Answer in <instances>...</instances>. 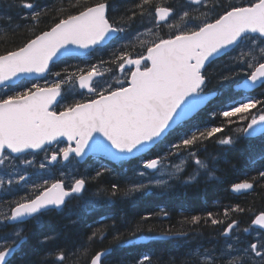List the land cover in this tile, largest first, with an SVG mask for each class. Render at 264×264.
I'll return each instance as SVG.
<instances>
[{
  "label": "snow or ice",
  "instance_id": "snow-or-ice-1",
  "mask_svg": "<svg viewBox=\"0 0 264 264\" xmlns=\"http://www.w3.org/2000/svg\"><path fill=\"white\" fill-rule=\"evenodd\" d=\"M12 2L26 11L16 23L10 16H0L8 21V32L24 36L22 42L0 52V231L4 233L0 264H67L70 258L104 264L110 255V247L90 251L97 237L106 238L103 223L78 246L57 245L39 261L23 250L32 235L23 227L28 220L38 221L50 211L64 212L68 198L81 197L90 181L113 172L101 165L94 176L73 175L67 187L62 179L39 183L32 179L50 172V165L79 163L89 156L118 163L135 159L136 179L127 186L113 182L110 188L100 189L98 194L107 193L111 201L153 188L169 191V180L188 186L201 174L216 178L224 153L205 155L208 142L215 138L231 149L242 138L264 136V97L251 95L221 103L208 111L212 123L184 131V125L208 104L206 88L212 78L224 84L240 76L237 88L245 92L264 88V0L240 4L226 0H67V8L40 0ZM47 20L51 22L40 28ZM132 33L134 39L114 48L108 60L79 67L67 65L64 59L79 56L80 50L96 51L114 37L125 39ZM232 52L236 55L230 56ZM222 57H229L228 63L213 77L208 68ZM57 62L65 67L53 71ZM231 125H236L234 135H218ZM173 132L174 139L170 138ZM40 153L42 160L37 159ZM259 159L264 160V155ZM256 186L264 188V170L232 183L230 191L247 193ZM245 211L240 204L225 208L227 223L212 212L185 218L192 225L226 226L216 245L189 250L181 264H264V212L242 227L243 221L230 214ZM66 215L65 228L71 229L79 215L71 208ZM162 215L168 212L162 210ZM110 219L112 242L130 245L151 214L135 223L121 217ZM187 235L171 229L159 233L161 239ZM58 237V233L38 236L35 246L55 244ZM53 256L54 260L48 259ZM135 264L154 261L142 254Z\"/></svg>",
  "mask_w": 264,
  "mask_h": 264
},
{
  "label": "trees",
  "instance_id": "trees-1",
  "mask_svg": "<svg viewBox=\"0 0 264 264\" xmlns=\"http://www.w3.org/2000/svg\"><path fill=\"white\" fill-rule=\"evenodd\" d=\"M40 3H54L57 7H68L67 0H63V2L61 0H40ZM72 3H75V0H72ZM226 3L235 2L226 0ZM25 11L16 7L12 0H0V16L12 17L13 23L19 22ZM50 22V20L44 21L39 27L45 28L46 23ZM7 27L8 21L6 19L0 20V28L4 29L0 31V52L5 48L14 46L15 43L22 42L24 38L22 33L12 35L7 31ZM164 31L166 32L167 29H164ZM114 48L111 47L109 52L111 53ZM136 50H140L139 44ZM230 56L235 55L232 52ZM87 59L85 57L80 59L72 57L65 60L67 65L85 67L84 62ZM103 59L108 60L109 55ZM228 60L229 57L221 58L208 68V72L215 77L218 72L224 69ZM64 67V63H57L53 70L60 71ZM240 80H242V77L237 76L233 81L218 84L217 80L212 78L206 89L216 90L217 96L190 122L184 125V131H191L194 126L202 128L212 123L208 111L217 108L218 105L230 99H240L244 95L264 97V88L262 87L254 92L234 90V83ZM219 122V120H216L214 123L218 124ZM235 126L231 125L230 129H225L224 133L218 135L221 137L233 135L235 131H233V127ZM170 138H175V132ZM221 152L224 153V158L219 160L217 164L216 178L210 179L207 175L201 174L197 178V182L188 186L179 181H174L169 191L153 189L143 194L136 193L133 197H114L111 201L107 199V193L98 194L100 189L110 188L113 182L121 186H127L129 180L135 179L134 169L137 168V161L131 159L122 163H115L103 159H98L99 161L90 159L91 161H88L86 165H80V167H85L82 169L85 175L94 176L95 171L99 170L101 165L113 169V172L105 173L98 181H90L86 186L87 191L82 193L81 197H71L72 199L70 198L67 201V208L75 209L79 215L76 225L71 229L65 228L69 219L66 215L67 208L64 212H46L39 217L38 223L28 220L23 227L32 235L23 250L30 253L34 261H39L41 258H45L49 249H53L57 245L59 247H71L73 244L78 246L86 240V234H90L94 229L101 228L103 223L106 238L101 240L97 237L94 242L90 243V251L94 253L110 247V255L104 259V264H135V260L142 254H149L153 258L154 264L156 261H159L160 264H168L170 260H175L176 264H181L187 258L186 254L189 250H195L196 247L200 246L203 248L213 247L215 245L214 240L220 238V229L223 226L211 225L210 222L192 225L185 223V218L190 219L194 215L206 217L208 212H212L215 216L225 219L227 222L228 218L223 215L224 209L240 204L246 211L242 214H236H238V219L243 221L241 226L246 227L251 224V218H254L255 214L264 212V188L256 186L254 190L242 194H235L230 191L232 183L256 175L257 170H264V160L259 159L261 155H264V136L242 138L231 149L219 145L215 138L207 143V153L205 155L215 156ZM187 171L190 172L191 169H187ZM162 210L167 211L168 216H163ZM150 214L151 219L143 222L142 230L136 234V237H132L136 240L134 244L116 245L112 242V231L109 227L111 225L110 218L121 217L123 220L135 223L140 221L142 216ZM232 215L230 214L231 218H234L235 216ZM72 219H76V217L73 216ZM149 229L152 231H149ZM168 229L173 232L183 231L188 235L186 238L161 239L159 233ZM123 230L121 227V231ZM49 233L59 234L55 244L36 247V237ZM48 259L54 260V256ZM67 264H83V261L70 258Z\"/></svg>",
  "mask_w": 264,
  "mask_h": 264
},
{
  "label": "rangeland",
  "instance_id": "rangeland-1",
  "mask_svg": "<svg viewBox=\"0 0 264 264\" xmlns=\"http://www.w3.org/2000/svg\"><path fill=\"white\" fill-rule=\"evenodd\" d=\"M141 31L143 30V29H140ZM121 35H124V34H121ZM134 33H132V34H130V35H128L125 39H120V41H119V43H126L128 40H132V39H134ZM147 38H149L150 39V37H147ZM118 39V38H117ZM138 46V43H137V45H136V47ZM91 54V53H90ZM93 54H101V52H99V51H96V52H94V53H92L91 55H93ZM233 55H236V52H233ZM50 79H51V77H50ZM41 82H43L42 80H41ZM235 128H236V126L235 127H233V131L235 130ZM235 134V131H234V133H233V135ZM65 146V145H64ZM59 147H63V146H61V145H59ZM37 159L38 160H42L43 159V153H42V156H37ZM60 166H61V164H60ZM60 166H59V170H58V172H56V171H54L53 169H52V166L50 165L49 166V168H50V172L49 171H45V172H43L42 174H41V176H39V177H37V176H33L32 177V179L35 181V182H37V183H39V182H41V180L42 179H49L50 181L52 180V178H54L55 177V175L58 173V174H60V177H62L65 181H67L68 183H71V181H72V176L73 175H75V173H77V172H81L82 171V169H81V167L78 165V163H75V162H72V163H69V164H67V165H65L66 167H61L60 168ZM138 166V162H137V164H136V167ZM73 168H75V171H73ZM61 172H63L64 173V175L63 176H61ZM77 177L79 176V175H76ZM135 179H136V177H135ZM164 179H167V177L165 176L164 177ZM171 182H172V180H169L168 181V183L169 184H171ZM6 198H9V197H6ZM2 233V235L4 234L3 232H1Z\"/></svg>",
  "mask_w": 264,
  "mask_h": 264
},
{
  "label": "bare ground",
  "instance_id": "bare-ground-1",
  "mask_svg": "<svg viewBox=\"0 0 264 264\" xmlns=\"http://www.w3.org/2000/svg\"><path fill=\"white\" fill-rule=\"evenodd\" d=\"M118 38V39H117ZM119 41H120V39H119V37H114V39H112V40H110V41H108L107 42V44L106 45H101V46H99V48H98V50H96V51H99V52H101V54H93V55H91L92 53H94V52H96V51H89V52H87L86 53V56L88 57V59L87 60H85V64H92V63H96V62H98L101 58L103 59V58H105L106 56H108L109 55V50L111 49V47H115V48H118L121 44H123V43H119ZM91 53V54H90ZM78 57V56H77ZM64 59H67V58H64ZM59 63H61V62H59ZM104 67H109V65H105ZM53 70V69H52ZM54 71V70H53ZM238 82V81H237ZM235 84V83H234ZM209 85V84H208ZM211 89V88H210ZM215 89V88H214ZM218 89H221V88H218ZM234 90H236V91H241V90H238V89H235V87H234ZM220 91V90H219ZM255 91V89H252V92H254ZM241 92H245L244 90L243 91H241ZM221 93V92H220ZM217 96V93H216V95L211 99V100H213L215 97ZM211 100H209L208 101V103L211 101ZM208 105V104H207ZM207 105H205V107L207 106ZM204 107V108H205ZM203 108V109H204ZM203 109H201L199 112H201ZM199 112H197L196 114H194V116L193 117H195ZM255 138V137H254ZM93 158H96V157H93ZM122 166V165H121ZM131 174V173H130ZM72 199V198H71ZM71 201V200H70ZM98 203V202H97ZM256 215V214H255ZM254 216V215H253ZM251 219H253V218H251ZM250 220V219H249ZM35 222H37V221H35ZM38 223V222H37ZM28 227V226H27ZM26 227V228H27ZM28 229H29V227H28ZM140 238V237H139ZM143 238V237H142ZM200 239V238H199ZM201 245V244H200ZM199 246V245H198ZM197 248V247H196ZM134 264V263H133Z\"/></svg>",
  "mask_w": 264,
  "mask_h": 264
},
{
  "label": "water",
  "instance_id": "water-1",
  "mask_svg": "<svg viewBox=\"0 0 264 264\" xmlns=\"http://www.w3.org/2000/svg\"><path fill=\"white\" fill-rule=\"evenodd\" d=\"M89 51H91V50H80V52H81V54L79 55V56H82V55H84V54H86L87 52H89ZM34 77H28V79H33ZM240 82H242V81H240ZM240 82H238V83H240ZM238 83H236V85L234 86L235 87V89H238L237 88V84ZM255 89V88H254ZM238 90H241V91H243V89H238ZM252 90V89H251ZM251 90H248L247 92H249V91H251ZM206 92H208V94H209V100H211L215 95H216V91H206ZM91 157H93V156H91ZM97 158V157H96ZM102 158V157H101ZM88 159V157H86L85 159H83V160H80V162L81 163H83V162H85L86 160ZM102 159H104V158H102ZM105 160H107V159H105ZM63 163H66V162H63ZM235 194H242V193H235ZM258 229V228H257ZM111 250V249H110Z\"/></svg>",
  "mask_w": 264,
  "mask_h": 264
},
{
  "label": "flooded vegetation",
  "instance_id": "flooded-vegetation-1",
  "mask_svg": "<svg viewBox=\"0 0 264 264\" xmlns=\"http://www.w3.org/2000/svg\"><path fill=\"white\" fill-rule=\"evenodd\" d=\"M227 1H232V2H237V3H246V0H227ZM232 216H235L234 218H238V214H233ZM227 223V222H226ZM221 226V225H220ZM226 225H223L222 228L220 229V232L222 231L223 227H225ZM221 240V237L218 239L214 240V244L216 245L219 241Z\"/></svg>",
  "mask_w": 264,
  "mask_h": 264
}]
</instances>
